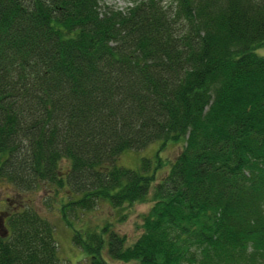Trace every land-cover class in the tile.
<instances>
[{
  "label": "trees",
  "instance_id": "1",
  "mask_svg": "<svg viewBox=\"0 0 264 264\" xmlns=\"http://www.w3.org/2000/svg\"><path fill=\"white\" fill-rule=\"evenodd\" d=\"M263 45L264 0H0V183L71 228L150 200L130 246L75 231L91 264H264ZM155 141L185 143L162 180L117 164ZM17 204L0 264H63L53 222Z\"/></svg>",
  "mask_w": 264,
  "mask_h": 264
},
{
  "label": "rangeland",
  "instance_id": "2",
  "mask_svg": "<svg viewBox=\"0 0 264 264\" xmlns=\"http://www.w3.org/2000/svg\"><path fill=\"white\" fill-rule=\"evenodd\" d=\"M103 8L112 7L117 10L125 11L133 7L136 2L144 0H100ZM255 52L264 57V45L257 47ZM185 143L162 141H155L148 147L142 150H130L124 152L118 160V165L133 169L140 170L145 159L152 163L154 171L156 168L157 180H162L170 171L171 166L182 153ZM68 164L64 165L66 169ZM68 190L62 191L61 197L68 200ZM48 193L43 191L39 193L30 194L29 196H19L14 192L11 185L8 183H0V211L10 209L8 203L5 204L7 198L16 203H33L35 207L42 212L43 216L47 217L55 225V239L58 243V256L63 264H91L89 255L81 248L77 247L73 242L75 231L86 232H101L108 225L110 230L117 231L127 239L126 246H130L143 233V217L147 214L152 206V202L145 201L130 206H125L122 210L113 208L108 202L98 204V206L87 212L82 216L81 220L73 223V227L67 226L62 220V216L58 211H50L45 205L43 198ZM104 259L108 264H139L138 262L123 263L113 260L106 252L103 253Z\"/></svg>",
  "mask_w": 264,
  "mask_h": 264
},
{
  "label": "flooded vegetation",
  "instance_id": "3",
  "mask_svg": "<svg viewBox=\"0 0 264 264\" xmlns=\"http://www.w3.org/2000/svg\"><path fill=\"white\" fill-rule=\"evenodd\" d=\"M6 203H8V205H9V207H10V210L11 209H15L16 210V207H17V205H20V204H13V201H12V199H10V198H7L6 199V201H5V204ZM7 210H4V211H0V214H4V212H6ZM5 224H6V219H5ZM2 229H3V227H2Z\"/></svg>",
  "mask_w": 264,
  "mask_h": 264
},
{
  "label": "water",
  "instance_id": "4",
  "mask_svg": "<svg viewBox=\"0 0 264 264\" xmlns=\"http://www.w3.org/2000/svg\"><path fill=\"white\" fill-rule=\"evenodd\" d=\"M4 226V217L0 216V227L2 228Z\"/></svg>",
  "mask_w": 264,
  "mask_h": 264
}]
</instances>
